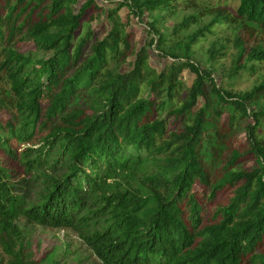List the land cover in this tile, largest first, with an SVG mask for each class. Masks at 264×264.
I'll return each instance as SVG.
<instances>
[{
    "label": "trees",
    "instance_id": "obj_1",
    "mask_svg": "<svg viewBox=\"0 0 264 264\" xmlns=\"http://www.w3.org/2000/svg\"><path fill=\"white\" fill-rule=\"evenodd\" d=\"M80 1L0 0V227L20 247V217L72 229L101 264H264V112H248L264 85L219 96L233 114L209 130L217 110H193L214 82L187 55L200 32L182 60L171 55L178 67L156 71L119 16L176 0H106L100 32L83 30L104 10L88 0L76 11ZM181 1L229 15L228 0ZM235 1L238 18L264 29V0ZM132 56L129 72L112 67ZM252 62L264 47L239 51L234 74ZM185 70L196 79L182 101ZM238 118L246 148L234 137L215 178L204 155ZM248 156L261 167L235 170Z\"/></svg>",
    "mask_w": 264,
    "mask_h": 264
},
{
    "label": "rangeland",
    "instance_id": "obj_2",
    "mask_svg": "<svg viewBox=\"0 0 264 264\" xmlns=\"http://www.w3.org/2000/svg\"><path fill=\"white\" fill-rule=\"evenodd\" d=\"M87 1L81 0L75 10L79 11ZM95 1L104 12L96 14L83 31L90 29L100 32L111 27V23L104 16L110 4L106 0ZM238 7V1L228 0L225 8L229 15L219 17L213 10H199L185 1L176 0L161 5L150 4L140 12L123 9L119 13L123 23L128 25V30L136 32L133 38L136 52L145 50L149 56V66L156 71L178 67L181 61L174 56L182 60L184 46L190 41L188 37L200 32L195 42L189 46L187 55L191 62L202 69V73L208 72L211 75L213 85H216L219 93L212 91L213 85L207 84L206 94L198 99L193 113L206 107L209 112L216 109L220 115L213 116L212 122L206 125L207 129L213 131H220L222 124L226 123V114H233V107L226 105L219 96L227 99L230 96L238 98L264 85V63L252 62L247 70H240L236 74L232 70L233 61L239 51L245 50L248 55L253 50L264 47V29L238 18ZM179 27L181 29H178ZM160 35L163 38L162 44L159 42ZM135 61L136 56H132L127 62L112 64V67L116 71L126 73L131 70ZM179 79L182 82L180 98L187 101L196 75L190 70H185ZM260 111L264 112V94H258L256 99L248 102L250 114ZM193 118V115H189L185 121L191 122ZM246 124L245 120L240 121L238 118L232 127L233 130L227 135V141L212 143L214 154L210 156L207 152L204 155L213 177L217 178L223 172L224 160L232 151L231 140L234 137L242 141L235 145L238 150L243 151L246 148ZM239 162L235 170L252 172L261 167L249 156ZM16 225L21 235L22 247L16 242V237L0 227V264H18L19 260L23 264H101L94 252L72 229L42 227L25 217H20Z\"/></svg>",
    "mask_w": 264,
    "mask_h": 264
}]
</instances>
